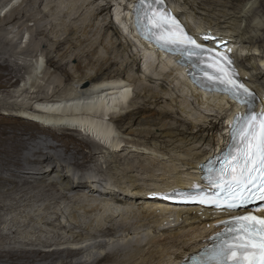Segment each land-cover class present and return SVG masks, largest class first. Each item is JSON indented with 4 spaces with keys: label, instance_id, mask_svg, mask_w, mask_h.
Instances as JSON below:
<instances>
[{
    "label": "bare ground",
    "instance_id": "6f19581e",
    "mask_svg": "<svg viewBox=\"0 0 264 264\" xmlns=\"http://www.w3.org/2000/svg\"><path fill=\"white\" fill-rule=\"evenodd\" d=\"M6 1L9 4L4 9L11 5L14 8L6 14L5 24L0 25V28L19 24L23 20V25L34 23L37 26V36L49 35V30L40 25L42 20L49 17L43 10L47 0H24L21 5L15 0ZM88 1L72 0V4L76 5V14L78 12L75 14L76 21L86 14L89 16L84 19V27L68 31L66 43H56L57 50L67 43L85 49L77 50L76 54L65 51L57 61L52 59L53 50L49 48L44 50L43 60L34 51L23 52L36 59V64L32 65V79L35 80H32L29 89L36 90L30 100H35L37 107L26 106V115L36 123L27 126L28 122L13 118L11 120L17 124L10 125L8 122L0 126V264H137L138 260V264H183L205 245L206 239L214 231V214L203 212V209L161 205L158 195L187 187L199 179L200 164L218 151L225 140L230 107L225 98L202 94L190 86L182 70L173 67L172 59L145 48L134 34L127 9L117 6L115 15L118 24L116 20L114 23L111 19L114 5L110 1L118 0H90L93 2L89 4ZM25 2L28 9H21ZM179 4L184 7L172 3L175 9L182 12L181 16L193 32L209 30L228 39L231 44L235 40L236 47L241 44L242 50L238 51V47L235 54L241 62L242 73L245 76L250 74L256 90L264 92V56L259 57V68L252 61V57L264 49V0H179ZM257 16L261 17L257 19ZM23 25H20L19 33L24 38L26 32ZM125 33L129 36H125ZM6 37L2 34L0 39L6 41ZM5 62L0 64V90L14 85L11 84L13 73L29 68L27 65L14 68L9 60ZM44 63L54 65L61 78L55 86V95L41 98L34 95L38 91H45V87L39 83V71L43 69ZM142 68L151 76L142 74ZM49 76L48 80L43 79L51 85L49 81L54 75L50 73ZM25 93L29 91L23 90L20 95ZM21 104L16 106L20 108L23 106ZM127 104L126 109L116 111ZM113 107L115 111H111ZM142 112L154 114L145 119L144 126L139 123L136 129L130 131ZM110 123L115 125L123 138L117 140L112 135ZM54 128H63L65 135L61 138ZM69 131L83 132L88 137L95 135L98 144H95V140L73 139L76 143L71 148L70 142L64 140L65 136L73 135ZM38 133H49L56 141L63 139L61 146L40 141ZM125 148L130 149L128 156L132 153L142 157L147 155L149 161H143L145 164L135 167L132 163L127 164L122 171L124 180L120 178L117 184L115 182L122 192L120 195L112 193L108 187L104 188L106 193L99 202H96L98 199L93 202L94 199L89 200L79 193L72 195L76 191L96 192L93 190L95 187L90 188V183L94 181L90 179L96 176L89 172L99 167L100 156L120 160L119 152ZM147 153L160 158L149 159L154 157ZM50 163H54L51 169L44 171V167ZM66 165L72 166L73 175L78 170L83 175L75 181L68 179L71 172L69 176L63 174L69 168L66 169ZM56 173L57 177H52ZM116 186L111 185L112 188ZM62 202L79 205L77 208L81 210L70 215L73 222L69 220V225L62 223L67 214L65 210L54 212L55 216L48 218L54 205L60 208ZM41 203L44 207L38 210V204ZM123 211H126L127 216ZM137 211L141 222L151 220L155 224L153 228L156 236L150 238L149 244L156 247L148 254V258L144 256L145 251L140 245L133 246L129 252L128 260L133 262L120 258L121 249H118L120 252L112 250L100 257L93 254L94 246L105 247L108 243L103 240L94 244L91 242L99 238L116 237L119 227L113 224L100 229L98 235L96 232L88 234L85 230L89 228H86L84 221H80L81 217H95L97 221L107 216L116 217L120 213L131 217ZM35 213L51 228L76 232V238L68 240L60 233H48L36 227ZM7 215H12V218L8 219ZM98 221L100 225L101 221ZM174 226L179 229L172 230ZM157 234H162L165 239L170 238V241L160 242Z\"/></svg>",
    "mask_w": 264,
    "mask_h": 264
},
{
    "label": "rangeland",
    "instance_id": "374dc122",
    "mask_svg": "<svg viewBox=\"0 0 264 264\" xmlns=\"http://www.w3.org/2000/svg\"><path fill=\"white\" fill-rule=\"evenodd\" d=\"M15 1L17 2L18 5H21L24 0H15ZM193 1H195V0H193ZM91 2H93V1L89 0L88 4L91 3ZM170 2H172V3H174L175 5H178V6L181 5V4H179V0H170ZM81 3H77V4L80 5ZM8 4H9L8 1L0 0V9H1L0 10V25L1 26H3L5 24V16H6V14L9 12V10L14 8V5L13 6L11 5L8 9L7 8L4 9ZM104 4H106V2ZM182 5H181V7H184ZM26 7H27V3L25 2L21 6V9H28ZM43 10L46 11L49 14V17L44 19V20H42L41 24H40L42 26H45L49 30V35L47 37L37 36L36 35L37 26L34 25V23H27V24L23 25V23H24L23 20L20 21L19 24H13V25H10V26H7V27L0 28V36L2 34H3V36H8V37H6V38H8L6 41L0 39V64L5 62V60L7 59V60H9L10 64L13 65L12 67L15 66L14 68H17L18 66L20 68H22L23 66H26V65H27V67L29 66V68H27L26 70H23L20 73H13L14 78H13V80L11 82V84L14 83L13 86L10 85L8 89L0 90V106H3L2 110L0 109V124H1L0 126L7 125L9 123H10V125L11 124H13V125L17 124L18 122L15 123L14 121L11 120L13 118H14V120H18L19 119V120H24V121L28 122L26 124L27 126H30L29 123H33V122L36 123L35 121L30 119L31 117L26 115V113L28 112L27 109H26V106L29 105L30 107H33L35 109L37 107L34 104V103H36L35 100H33V101L30 100V99H33L32 95H33V93L36 90L33 89V90L30 91V89H29V88H31V83H32V80H33L32 79L33 78L32 72L34 71V68L32 67V65L36 64V59H33V57L30 56V54L28 55V54L23 53L24 51H28V50L34 51L35 54H38V57H40V55H41L40 60H43L44 58H42L43 57L42 54H44V50L49 48V49L53 50L52 51V59L57 61L59 59V55L61 53H65V51L66 52L69 51V52H73V53L75 52L74 54H76L78 52L77 50L80 51V49L81 50L85 49V47L84 48L83 47L80 48L79 44H78L79 46L77 48L76 45L73 46V45L67 43V44H64V46L61 48V50H57L56 49V43L57 44H58V42H63L64 43L66 41V39H67L68 31L70 29L77 28V27H82V26L84 27L85 25H83L84 24L83 22H84V19H86V17L89 16L88 14L83 16V18L81 17L79 19L80 21H76L75 20L76 19V16H75V14H76V5L72 4V0H47V2L45 3V5L43 7ZM77 14H78V12H77ZM260 17L261 16H257V19L260 18ZM111 19H112V16H111ZM189 21H190L191 25H194V22H192L191 20H189ZM85 24H87V23H85ZM20 25L24 26L23 29H25L24 31L26 32L24 38L19 33V32H21V29L19 30ZM18 34H19V36H18ZM124 35L127 36L128 33H125ZM127 40L130 43L129 38H127ZM240 45L237 46V48L239 47L238 51L242 50ZM53 46H55V47H53ZM86 49H88V48H86ZM257 54H258L257 56L252 57V61L254 62L256 67L259 68V66H258L260 64L259 63L260 62L259 61V57L264 56V49H260V51ZM44 62H46V60H44ZM239 64H241V62ZM43 65H44L43 69L40 68L41 71H39V76L41 77V80L39 81V83L42 84L45 87V91H40V92L38 91V93H36L34 96L41 97V98L52 97L56 93L55 86H56V84H59L58 82H59L61 77H60L59 74L56 73L54 65L48 66V63H44ZM141 70H142V74H146L148 76H151L150 73L146 72V70L144 68H142ZM5 73H7V72H5ZM50 73L54 75V78L53 77H52L53 79L51 78L52 82L49 81V84H51V83L52 84L48 85V84H46V82H47L48 78L50 77L49 76ZM44 74H45V76H44ZM47 74H48V76L46 77ZM250 76L251 75L249 74L248 77H250ZM43 78H46L47 80L46 79L44 80ZM251 78H252V76H251ZM34 80H35V78H34ZM23 90H27V91H29V93H25L24 95H20V94H22ZM8 94H11V95L8 97L7 96ZM15 94H16V96H15ZM37 95H39V96H37ZM16 104H21L23 106L19 108V107L16 106ZM4 106H6L5 107L6 109L4 108ZM34 106H36V107H34ZM127 107H128V104L126 106L124 105L123 108L121 106V109L119 107L117 110H116V108L113 107L111 109V111H113V110L115 111L116 110L117 112H119V111L123 110L124 108L126 109ZM150 114H154V112H152V113H148V112L140 113L139 116H138L137 122L132 125V128L130 129V131H133L134 129H136V126L139 123H140V126L141 125L144 126L145 119L150 117ZM110 124H111L110 128L113 129V134L112 135L116 136L117 140H120L121 138H123L122 134L120 133V131L117 130L115 125H113L112 123H110ZM40 125H42V124H39V126ZM54 129H56L57 135L60 136L61 138L63 137L62 135L63 134L65 135V133H66V131L63 130V128H54ZM69 133L73 134V135L72 136H65L64 140H67V141L70 142L71 148L75 145L77 140H84V141H88V142L92 141V140H95V144H98V142L96 141L97 139L95 138V135L94 136L90 135L88 137L83 132H79V131H69ZM37 136L39 137L40 141H45V142L56 144V145H60V146L62 144L61 140H63V139H61L59 141H56L49 133H38ZM90 138H91V140H90ZM73 139H75L76 141L73 140ZM60 150H62V149H60ZM128 150H130V149L125 148L124 151L119 152L120 160L119 159H115V158H113L111 156L109 158H107V159H106L105 156H100L99 157V167H96V168L92 169L89 172V173H92V175L96 176L95 179H93V178L90 179V180H94L95 181V182L92 181L94 184L92 182L90 183L91 184L90 188H94L95 187L93 190H95L96 192L92 193V192H90V190H88L86 193L85 192H81V191H80L81 192L80 193L79 191H76L73 194L72 193L71 194L72 195H74V194L77 195L79 193V194H81L82 196H84L86 198L88 197L87 199H89V200L94 199L93 202L96 201L97 199L98 200L96 202H99L103 198L102 196H104L105 193H106L104 188L108 187V188H110V191L112 190V193L116 192L118 195H120V193H122V192H120V190L116 186V184L121 179L124 180L123 177H125V176H123L124 174L122 173V171H123L124 168L127 167V164L128 163H132V165L135 167V165H138V164H145L143 161H146V162L149 161L148 158H146L147 155L142 157L140 155H136V154L132 153L131 155L128 156V152H129ZM147 154H149V153H147ZM121 156H122V158H121ZM148 156L154 157V158H149V159H159L160 158L159 156L154 155V154L153 155L149 154ZM117 160H119L118 163H116ZM108 161H110V162H108ZM120 161H121V163H120ZM110 163L112 164L111 166H109ZM53 164L50 163L49 166L46 165L47 167L45 166L43 170L48 172L49 169H51L50 167ZM169 165H171V164H169ZM68 166L69 165H66L65 168L67 169ZM70 167L72 168V166H69V168L67 170L64 169L66 172L63 171V174H67L68 175V173L70 174V172H71V176H72L73 175L72 173H74V171H72V169ZM61 172H62V170H61ZM75 173L76 174L73 175V178L70 176V178H68V179H72V180L75 181V179H79L81 174L83 175V173L81 171H79V170H78V172L76 171ZM78 173H80V174L78 175ZM52 177L56 178L57 177V173L54 174ZM100 181H103V182L100 183ZM109 181H110V183H109ZM115 182H116V184H115ZM110 184L113 185V186H116V187L112 188ZM93 185H96V186H93ZM100 188H101V190H100ZM115 189H117L118 191L115 190ZM101 192H103V193H101ZM89 193H91V194H89ZM100 194H102V195H100ZM49 201L51 202V200H49ZM86 202H88V201H86ZM41 204H38L39 205L38 206V210H42L43 209L44 204L43 203H41ZM78 206L79 205H73V204H70L68 202H66V203L62 202L60 208L57 207L56 205H54V209H53V211H51V214H49L50 216H48V218H53L55 216L54 212H61V211L65 210V213H67V214H66V217L62 219V223L69 225V220H71L73 222V220L71 219L72 217L70 215L73 212H78V211L81 212V210L79 209L80 207L77 208ZM137 207H139V206H137ZM136 210H138V209L136 208ZM124 213L127 216L126 211ZM124 213L117 214L116 217L114 215V216H112V218L110 217L111 219L108 218V216L105 217V218H102V219H97V221L99 220L98 223H100V221H101L100 225L97 224V221L95 220V217H93V218L92 217L91 218H87V217H84V216L81 217L80 221H84L86 223L85 226H87L86 228L87 229L89 228L88 230H85V232L88 231L87 232L88 234L89 233L93 234V232L95 234V232H96L97 233L96 235H98L101 232L100 229H102L104 227L107 228V227L114 226V225H118V227H119V231H118V234H117L116 237H104V238H99V239H96V240L92 241L93 243L91 242V244H94V243H98L100 240L101 241L103 240V242H107L108 243L107 246H105V247H96V246H94V248L92 249V252L94 251L93 254H95V250H96V252L98 253L97 254L98 257H100L102 255H105V253H107L109 251H112V250L119 251L121 249L122 251L121 250L120 251H121L122 255L120 254V258L128 260V259H130L129 252L132 251L133 246L140 245V247L142 246V249H144V251H145L144 256L146 255L147 258L149 257L148 254L153 249H155V247H156V245L149 244V242L151 240L150 238H152L153 236H156L155 232H154V228H153L154 227L153 225H155V224L153 222H150L151 220H149L148 222L146 221L147 223L144 222V221L141 222L139 216L137 215L138 211L136 212V214L132 213L131 217H130V215L128 216L131 219H126L128 217H126L124 215ZM35 214H36L35 218H36L37 223L36 224L34 223V224H35L36 227L42 228V229H44V231H46L48 233H51L52 231H54L57 234L60 233L59 235L64 236L68 240H73L74 238H76V235H77L76 232H74V233L71 232L72 233L71 234V233H69V231H66V230H60L58 228H56V229L51 228V227L47 226L46 224H44V221L41 220L42 217L38 216L39 214L38 215H37V213H35ZM6 217L8 219H11L12 215H7ZM173 219L174 218H172V220ZM21 220H24V218L23 219L21 218ZM125 224H127L126 225L127 227H124V228L120 227V226H125ZM134 225H135V227H134ZM177 226H174V227H172L173 229L172 228L171 229L172 230L179 229ZM165 229L168 230L169 228L166 227ZM91 230H92V232H90ZM129 231H130V234H129ZM138 233H139V235H138ZM147 233H148V235H147ZM157 235L160 236L157 239L160 240V242H162V243H168L170 241V240H168L170 238L165 239V236L162 237V234L161 235L157 234ZM127 236H129V237H127ZM176 239H178V241H180V239L178 237ZM133 241H134V243H133ZM130 243H131V245H130ZM91 244H88V245L91 246ZM116 244L119 247H117ZM88 245L86 244L85 246H88ZM67 246H69V245H67ZM45 249H49V248H45ZM148 260H151V259L149 258ZM128 261H130V262L132 261L133 262L134 260H128ZM139 261L140 260L136 261V263L138 264ZM103 264H114V263H112V262H103Z\"/></svg>",
    "mask_w": 264,
    "mask_h": 264
},
{
    "label": "snow or ice",
    "instance_id": "6c2138e0",
    "mask_svg": "<svg viewBox=\"0 0 264 264\" xmlns=\"http://www.w3.org/2000/svg\"><path fill=\"white\" fill-rule=\"evenodd\" d=\"M156 3L162 6L164 0H156ZM147 23L152 38L161 48L196 57L206 65L204 76L223 85L234 99L241 92L251 96L234 78V70L226 66L232 61L219 51L197 43L169 12L150 7ZM236 119L239 122L237 147L219 176L211 182L213 191L197 194L189 200L222 212L244 209L246 214L222 222L224 230L216 234L217 243L201 264H264V216L253 214L258 209L264 210V204L258 205V209L249 207L257 201L264 202V113H248Z\"/></svg>",
    "mask_w": 264,
    "mask_h": 264
},
{
    "label": "clouds",
    "instance_id": "9594fccd",
    "mask_svg": "<svg viewBox=\"0 0 264 264\" xmlns=\"http://www.w3.org/2000/svg\"><path fill=\"white\" fill-rule=\"evenodd\" d=\"M111 2V1H110ZM143 64V63H142Z\"/></svg>",
    "mask_w": 264,
    "mask_h": 264
}]
</instances>
